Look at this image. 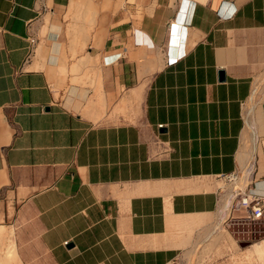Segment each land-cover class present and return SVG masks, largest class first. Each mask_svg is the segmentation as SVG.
<instances>
[{"label": "crops", "instance_id": "obj_1", "mask_svg": "<svg viewBox=\"0 0 264 264\" xmlns=\"http://www.w3.org/2000/svg\"><path fill=\"white\" fill-rule=\"evenodd\" d=\"M239 171L264 189V0H0L1 264H264Z\"/></svg>", "mask_w": 264, "mask_h": 264}, {"label": "built area", "instance_id": "obj_2", "mask_svg": "<svg viewBox=\"0 0 264 264\" xmlns=\"http://www.w3.org/2000/svg\"><path fill=\"white\" fill-rule=\"evenodd\" d=\"M249 175L246 176L248 180ZM237 174L228 177L229 181H236ZM250 181L244 187H234L228 195L227 209L235 210L242 208L244 218L249 222L264 221V189H257L255 186L250 188ZM67 244V241L64 243Z\"/></svg>", "mask_w": 264, "mask_h": 264}, {"label": "rangeland", "instance_id": "obj_3", "mask_svg": "<svg viewBox=\"0 0 264 264\" xmlns=\"http://www.w3.org/2000/svg\"><path fill=\"white\" fill-rule=\"evenodd\" d=\"M242 171V170H241ZM239 171L237 173V180L234 182V181H224L223 184H222V188H223V194H226V198L224 199V204L226 205L227 204V201H228V194L232 191V189L234 187H244L247 183H248V180L246 179V173L245 171L241 172ZM224 205V206H225ZM246 229H250V233H245V236H248L250 238L252 237H258L262 234H264V221H254V222H250V225H248L246 227ZM3 250H4V244L1 243L0 244V264L2 263V254H3ZM9 249H8V246H7V255L10 254L9 252Z\"/></svg>", "mask_w": 264, "mask_h": 264}, {"label": "bare ground", "instance_id": "obj_4", "mask_svg": "<svg viewBox=\"0 0 264 264\" xmlns=\"http://www.w3.org/2000/svg\"><path fill=\"white\" fill-rule=\"evenodd\" d=\"M225 205V204H224ZM226 206V205H225Z\"/></svg>", "mask_w": 264, "mask_h": 264}]
</instances>
